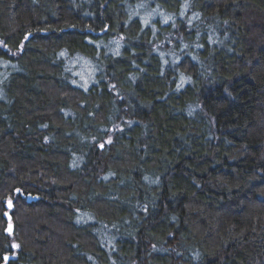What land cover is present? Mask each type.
Returning <instances> with one entry per match:
<instances>
[{"label": "trees", "instance_id": "1", "mask_svg": "<svg viewBox=\"0 0 264 264\" xmlns=\"http://www.w3.org/2000/svg\"><path fill=\"white\" fill-rule=\"evenodd\" d=\"M0 264H264V0H0Z\"/></svg>", "mask_w": 264, "mask_h": 264}, {"label": "water", "instance_id": "2", "mask_svg": "<svg viewBox=\"0 0 264 264\" xmlns=\"http://www.w3.org/2000/svg\"><path fill=\"white\" fill-rule=\"evenodd\" d=\"M30 201H31V200L28 198V199H27V202H30ZM5 208H6L7 210H9V209L11 208V205L7 204V205L5 206ZM10 233H12V227L9 226V227L5 230V234H10ZM10 259H11L10 256H5V257L3 258V261H4V262H8Z\"/></svg>", "mask_w": 264, "mask_h": 264}]
</instances>
